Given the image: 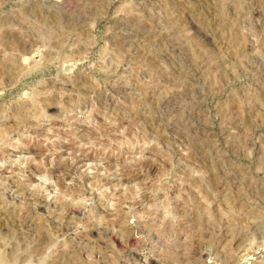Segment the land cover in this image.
<instances>
[{"label": "rangeland", "instance_id": "1", "mask_svg": "<svg viewBox=\"0 0 264 264\" xmlns=\"http://www.w3.org/2000/svg\"><path fill=\"white\" fill-rule=\"evenodd\" d=\"M0 264H264V0H0Z\"/></svg>", "mask_w": 264, "mask_h": 264}, {"label": "bare ground", "instance_id": "2", "mask_svg": "<svg viewBox=\"0 0 264 264\" xmlns=\"http://www.w3.org/2000/svg\"><path fill=\"white\" fill-rule=\"evenodd\" d=\"M96 175H97V174H96ZM35 200H37V201H38V200H39V198H38V199L36 198ZM20 229H21V228H20ZM125 238H126V237H125Z\"/></svg>", "mask_w": 264, "mask_h": 264}]
</instances>
